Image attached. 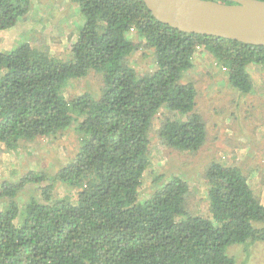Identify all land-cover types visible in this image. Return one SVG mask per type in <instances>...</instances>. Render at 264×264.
I'll list each match as a JSON object with an SVG mask.
<instances>
[{
	"label": "trees",
	"instance_id": "16d2710c",
	"mask_svg": "<svg viewBox=\"0 0 264 264\" xmlns=\"http://www.w3.org/2000/svg\"><path fill=\"white\" fill-rule=\"evenodd\" d=\"M72 1L83 23L67 57L28 42L0 51L4 149L72 126L77 137L71 158L53 174L32 170L1 184L0 264H243L250 247L264 242V204L238 166L214 159L206 166L209 217L194 213L188 182L179 176H156L160 184L144 199L138 189L160 108L169 113L157 130L163 144L193 152L205 141L196 88L182 80L197 49L247 94L253 84L248 66H264V45L181 31L155 19L142 0ZM29 7L30 0H0V30L14 26ZM141 45L153 68L140 75L128 57ZM91 71L103 75L99 94L82 89L65 97L70 80ZM48 181L45 202L17 201L27 183ZM56 182L74 189V200L53 198ZM235 246H241V261L229 252Z\"/></svg>",
	"mask_w": 264,
	"mask_h": 264
},
{
	"label": "rangeland",
	"instance_id": "374dc122",
	"mask_svg": "<svg viewBox=\"0 0 264 264\" xmlns=\"http://www.w3.org/2000/svg\"><path fill=\"white\" fill-rule=\"evenodd\" d=\"M55 1H58L63 10L60 9V18L50 19L55 14L52 12V2ZM55 1L30 0L28 12L19 18L16 26L4 30L3 34L0 31V49L9 51L15 43L20 45L28 42L32 46L48 47L51 54L57 57H67L83 18L77 3L67 7L65 4L71 0ZM62 14L67 16L62 18ZM134 40L139 41L135 37ZM144 47L141 45L128 57L129 64L140 75L153 68V57ZM248 72L253 83L252 90L247 94H240L228 83L224 70L209 53L202 47L197 49L193 55V65L184 73L182 80L192 81L196 88L195 108L205 123V141L193 152L172 149L163 144L157 130L162 119L169 113L168 109L160 108L152 117L149 129L150 163L143 172L138 189L140 199L148 197L160 184L154 181L156 176L161 175L164 181L171 176H179L188 182V199L194 213L209 217L208 185L203 174L206 166L214 159L223 164L238 166L247 177L253 194L264 204V66L250 64ZM102 80L103 75L91 71L84 78L70 80V86L63 94L67 97L70 94H81L82 89H87L98 95ZM173 114L175 117H182L171 112L172 116ZM76 141L72 126L55 137L43 136L20 141L16 149L5 150L0 143V187L4 181H18L24 173L32 170L53 174L57 165L66 163L71 158ZM48 183L49 181L41 184L27 183L19 190L17 201L22 204L32 196L45 202L42 188ZM52 192L53 198L68 195L74 200L76 196L74 189L60 182H56ZM2 200L3 198L0 199V209L4 207ZM229 252L236 253L237 259L241 261V246L231 247ZM243 264H264V242L250 247Z\"/></svg>",
	"mask_w": 264,
	"mask_h": 264
},
{
	"label": "water",
	"instance_id": "95a60500",
	"mask_svg": "<svg viewBox=\"0 0 264 264\" xmlns=\"http://www.w3.org/2000/svg\"><path fill=\"white\" fill-rule=\"evenodd\" d=\"M155 19L188 33L264 45V0H142Z\"/></svg>",
	"mask_w": 264,
	"mask_h": 264
},
{
	"label": "crops",
	"instance_id": "0c3cea01",
	"mask_svg": "<svg viewBox=\"0 0 264 264\" xmlns=\"http://www.w3.org/2000/svg\"><path fill=\"white\" fill-rule=\"evenodd\" d=\"M54 1H55V0H54ZM71 1H72V0H71ZM71 1H67V2H69V3H67V4H65V5H66L67 7H68V6H69V7H72V6L74 5V1H72V2H71ZM60 9H61V6L58 4V1H55L54 3L52 2V12H55V14L53 13V15L50 17V19H51V18H57V19L60 18V17H59V15H60L59 12H60L61 10H63V8H62L61 10H60ZM58 13H59V14H58ZM66 16H67V15L63 16V14H62V18H65ZM29 18H30V16H29ZM17 23H18V21H17ZM17 23H16V24H17ZM16 24H15L14 26H16ZM14 26H12V27H10V28H7V29H12ZM4 30H6V29H4ZM4 30H0V31H1V34H3ZM1 39H2V37L0 38V40H1ZM15 42H16V41L14 40V43H15ZM13 45H14V44H13ZM16 45H18V44L15 43V46H16ZM15 46H14V47H15ZM14 47H13V48H14ZM11 49H12V48H11ZM11 49H10V50H11ZM0 51H8V50H2V49H0Z\"/></svg>",
	"mask_w": 264,
	"mask_h": 264
},
{
	"label": "clouds",
	"instance_id": "9594fccd",
	"mask_svg": "<svg viewBox=\"0 0 264 264\" xmlns=\"http://www.w3.org/2000/svg\"><path fill=\"white\" fill-rule=\"evenodd\" d=\"M19 20V19H18ZM17 23V22H16Z\"/></svg>",
	"mask_w": 264,
	"mask_h": 264
}]
</instances>
